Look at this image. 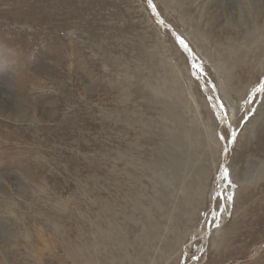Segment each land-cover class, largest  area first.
Wrapping results in <instances>:
<instances>
[{"label": "rangeland", "instance_id": "1", "mask_svg": "<svg viewBox=\"0 0 264 264\" xmlns=\"http://www.w3.org/2000/svg\"><path fill=\"white\" fill-rule=\"evenodd\" d=\"M80 263L264 264V0H0V264Z\"/></svg>", "mask_w": 264, "mask_h": 264}, {"label": "snow or ice", "instance_id": "2", "mask_svg": "<svg viewBox=\"0 0 264 264\" xmlns=\"http://www.w3.org/2000/svg\"><path fill=\"white\" fill-rule=\"evenodd\" d=\"M149 4L151 5V0H149ZM153 10L155 11L154 8H153ZM160 23H163V21H160ZM179 42H180L181 45H183L185 48H187V45L185 44V42H184L183 40H180ZM220 139H221V140H225L226 137H225L224 135H221V136H220ZM234 140H235V134L233 133V134L231 135L230 142H234ZM224 151H225V152L228 151L227 147L224 149ZM223 177H224V179H226V180L228 179V171H227V168L224 169ZM228 199L231 200L232 197L229 196Z\"/></svg>", "mask_w": 264, "mask_h": 264}, {"label": "bare ground", "instance_id": "3", "mask_svg": "<svg viewBox=\"0 0 264 264\" xmlns=\"http://www.w3.org/2000/svg\"><path fill=\"white\" fill-rule=\"evenodd\" d=\"M26 101V100H25ZM22 102V101H21ZM27 103V102H26ZM29 103V102H28ZM6 109V108H5ZM72 263V262H71ZM81 264V263H80Z\"/></svg>", "mask_w": 264, "mask_h": 264}]
</instances>
